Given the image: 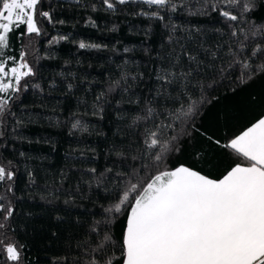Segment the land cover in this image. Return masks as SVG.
<instances>
[{"label": "snow or ice", "instance_id": "snow-or-ice-1", "mask_svg": "<svg viewBox=\"0 0 264 264\" xmlns=\"http://www.w3.org/2000/svg\"><path fill=\"white\" fill-rule=\"evenodd\" d=\"M261 3L264 0H99L91 5L92 11L102 6L112 12L119 11L118 6L139 5L132 15L163 22L173 44L179 43L174 35L181 30L169 23L173 14L215 16L214 22H222V26L213 29L218 36L214 44L196 28L188 33V43L196 47L181 45L179 55L172 51L160 56L155 72L160 87L155 97L150 92L151 98L132 118L130 130L135 139L122 148L110 149L120 158L122 170L114 173L115 164L98 175L97 169H88L97 186L114 182L113 203L106 214L114 218L126 207L129 210L120 244L107 231L100 237L99 225L107 227L111 220L93 225L91 233L98 239L95 247L92 241H85L88 259L83 264H264V116L222 145L242 162L234 163L219 178H210L184 163L167 166L169 158L182 150V140L198 131L195 120L210 103L211 92L264 75V23L250 18ZM42 6L43 0H0V126L15 119L12 108L22 91L29 86L40 88L28 84L36 73L27 51L18 55L9 52L13 31L19 33L17 39L40 36L41 20L55 23L52 12ZM88 23L95 26L90 17ZM21 27L24 32H19ZM67 39L58 34L48 44ZM78 47L103 46L81 40ZM140 78L137 74L131 80ZM128 79L123 73L107 91H119ZM105 95L96 97L94 114L102 111L97 105ZM72 128L87 131L78 119ZM5 135L0 130V137ZM213 142L221 145L219 140ZM129 160L130 164L125 163ZM14 177L15 172L0 163V184ZM6 191H14L11 184ZM5 199L0 196V264H21L24 245L6 238L15 209L11 201L5 204ZM115 249L120 252L118 260L112 258Z\"/></svg>", "mask_w": 264, "mask_h": 264}, {"label": "trees", "instance_id": "trees-1", "mask_svg": "<svg viewBox=\"0 0 264 264\" xmlns=\"http://www.w3.org/2000/svg\"><path fill=\"white\" fill-rule=\"evenodd\" d=\"M93 3L99 4V0H43L42 10L51 11L55 23L41 20L40 36L17 39L19 33H11L9 54L26 50L36 73L28 84L40 85L29 86L19 94V101L12 108L15 119L0 126L6 133L0 137V163L15 172L12 181L0 184V196L6 197L4 203L11 201L15 209L5 230L6 238L24 245L21 264H74L76 260L83 264L88 259L84 254L85 241H92L91 246L95 247L98 239L91 233L97 221L111 220L107 227L104 223L99 225L100 237L107 231L116 244L122 242L129 209L126 207L114 218L108 216L105 210L113 203L114 182L97 186L88 169H97L98 175L115 164L114 173L122 170L120 158L110 149L122 148L135 139L130 130L132 118L160 87L155 75L160 56L172 51L179 55L181 45L196 47L188 43L189 31L196 28L210 37L209 44H214L218 36L213 29L222 26V22H214L215 16L173 14L169 23L181 28L174 35L179 43L173 44L163 22L132 15L139 5L118 6L120 10L112 12L102 6L92 11ZM89 17L95 26L88 23ZM250 18L257 24L264 23V3ZM19 32H24V28ZM58 34L68 39L49 45L48 41ZM81 40L103 47L80 49ZM125 48L129 51L125 52ZM123 73L129 76L127 84L119 91L108 92L110 83ZM137 74L141 78L131 80ZM254 91L264 92V75L211 92L210 103L195 120L198 131L182 140V150L169 158L167 166L186 162L222 175L234 160L240 161L234 153L232 159L231 153L209 138L215 136L212 130L218 117H224L227 108L234 104L239 106L248 100L247 96H254ZM101 93H106L97 105L102 111L94 114V103ZM74 118L87 131L73 129ZM196 154L202 155L200 160ZM9 184L14 188L11 193L6 191ZM119 256L115 249L112 258L118 260Z\"/></svg>", "mask_w": 264, "mask_h": 264}, {"label": "crops", "instance_id": "crops-1", "mask_svg": "<svg viewBox=\"0 0 264 264\" xmlns=\"http://www.w3.org/2000/svg\"><path fill=\"white\" fill-rule=\"evenodd\" d=\"M258 88L255 89L257 91ZM253 92L254 96H247L248 100H244L241 102V105L236 106V104L233 105V107L227 108L225 111L224 117H218L219 122L216 126L213 127L212 133L215 134V136H212V140H219L221 141V145H217L214 143V145L221 147L222 149H225L222 145L224 143H227V141L232 138L235 134H238L240 131H242L245 127H247L250 123L254 122L256 119L260 118L261 116H264V92ZM260 91V90H259ZM258 98H256V97ZM218 115V113H217ZM230 121H235L231 122ZM227 152L231 153V158H235L233 156V152L231 150L225 149ZM198 155L197 159L200 160L202 155ZM236 162H242L234 160L231 164L227 166L226 169H228L230 166H232ZM187 166H190L194 168L195 170L201 171L202 174L209 175L210 178H219L221 174L214 173L213 169H209L203 166H192L191 164H188L186 162H183ZM194 164V162H193ZM207 170V171H206ZM225 170L223 172H225ZM222 172V173H223Z\"/></svg>", "mask_w": 264, "mask_h": 264}]
</instances>
